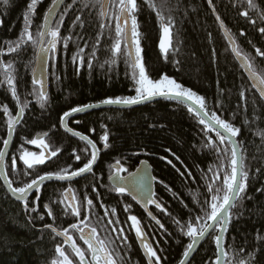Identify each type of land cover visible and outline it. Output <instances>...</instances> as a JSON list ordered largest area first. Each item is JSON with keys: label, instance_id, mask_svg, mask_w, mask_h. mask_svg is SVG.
<instances>
[{"label": "trees", "instance_id": "obj_1", "mask_svg": "<svg viewBox=\"0 0 264 264\" xmlns=\"http://www.w3.org/2000/svg\"><path fill=\"white\" fill-rule=\"evenodd\" d=\"M30 2L8 0L5 4L0 0V61L14 62L16 76L15 96L6 83L0 84V150L8 137L9 121L16 119L20 109H24L21 122L15 126L14 141L5 161L13 187L23 186L49 172L65 169L71 172L82 167L90 159L92 148L63 129V113L73 107L99 104L108 97L135 96L137 86L133 75H138V68L133 69L128 53L115 54L112 51L116 40L114 7L110 6L105 22L113 17L111 34L106 29L103 35H99V24L104 23L100 5L92 7L94 0H76L77 10L68 12L60 29L63 37L71 35V39L67 41V47L64 41L58 43L56 58L49 61L47 100L41 101L39 86L32 83L37 46L29 43L19 55L7 52L8 45L20 38ZM71 3L72 0L65 2L56 22ZM86 3L90 5L87 8L84 7ZM251 3L252 6L248 0H212L211 4L208 0H137L138 39L148 75L156 80L167 74L184 88L204 97L209 114L216 112L241 130L236 139L241 145L248 182L245 192L229 212L230 222L224 243L227 264H240L241 260L245 264H264V100L245 75L223 32L224 28L230 34L240 54L252 64V70L264 75V56L256 53V49L264 51V33L259 31L264 27V0H251ZM51 6L52 0H38L31 15L30 31L34 37ZM244 12L248 13L247 17L241 15ZM81 14L85 26L73 29L75 17ZM160 17L171 24V47L167 54L159 47ZM98 37L96 57L92 58V46ZM80 48H84L83 66H79V59L73 62ZM89 59H92L91 68L88 67ZM111 59H115L114 65L106 63ZM3 79L0 71V80ZM241 90H246V104L240 98ZM41 103L44 107L40 106ZM68 124L98 146L97 165L93 173L75 181L44 183L27 200V207L25 202L11 197L0 178V264H52L59 260L55 248L62 241L43 226L51 224L57 230H63L77 222L70 210H65L63 194L69 187L74 190L82 210L85 195L93 200L95 210L90 215V225L98 227L101 238L110 239L118 234L109 236L108 231H100L107 220L120 221L116 227L124 228L128 240L127 246L121 244L118 250L126 264H148L130 228L129 215L137 216L161 258L160 264H180L183 252L191 242L180 226L193 216H203L201 208L206 198V183L211 182L213 175L208 172L210 167L220 171L219 186L222 187L224 171H230V148L217 158L214 150L205 147L209 141L218 143L215 132L203 131L205 126L199 123V116L188 105L169 99L130 109L92 111L70 119ZM105 133L108 134V148L103 151L101 138ZM42 134L47 135L43 144L50 151H57V156L28 169L19 159L21 150L39 156L41 141L35 145L28 141ZM226 147L220 145L222 150ZM77 155L81 157L79 161L75 158ZM13 157L16 159L15 168L12 167ZM116 160L128 169L122 175L133 172L142 161H148L152 166L156 180L154 199L161 204L160 209L151 208L155 222L127 195L120 196L112 190L109 166ZM169 160L172 164L168 163ZM205 173L209 178L207 181ZM126 204L131 205L128 212L124 211ZM45 205L51 210V217L47 215ZM105 209L108 216H105ZM112 209H115L114 215ZM41 216L44 217L42 220ZM98 217L103 218L100 225ZM216 234L215 231L211 233L189 264H215ZM75 238L79 241L77 236ZM67 254L71 256L69 250Z\"/></svg>", "mask_w": 264, "mask_h": 264}, {"label": "snow or ice", "instance_id": "obj_2", "mask_svg": "<svg viewBox=\"0 0 264 264\" xmlns=\"http://www.w3.org/2000/svg\"><path fill=\"white\" fill-rule=\"evenodd\" d=\"M5 4L8 3V0H3ZM209 4L212 3V0H208ZM38 0H31L28 4V12L25 14V27L23 28L20 38L8 45L7 52L8 54L17 53L20 54L21 50L24 49L25 45L29 43L33 46H37L36 49V62L41 65L42 71L40 76H36L35 70H33V85L39 86V99L41 101L47 100V92L44 87L46 81L47 68L49 65L50 59H54L55 54L57 53V45L61 41H64L65 47H67V41L71 39L69 37H63L61 34V27L64 23V17L68 15L69 11L77 10L75 9L76 0H72L71 4H68L64 11L60 14L59 20L56 22L55 26L52 23V17L55 14L56 10L60 7L64 0H52V6L47 9L44 18L43 24L38 28L36 37L33 36V33L30 31L31 28V15L36 9ZM116 9L114 14L115 20V36L116 40L112 51L114 53H119L121 50V39L128 40L131 39V44L135 45V59L132 60L133 69L138 68V75L134 74L133 79L135 80V96L131 97H108L105 98L101 103L106 105H135L148 100H152L156 97H164L169 100L177 102H190L191 105H195L194 110L199 116V123L204 125L203 131L215 132L216 137L218 138V143H213L209 141L205 144V147H208L211 150H214L217 158L220 157L221 152H227L230 148V171H224L222 179V187L219 186L221 180L220 171H214L212 167L208 169V172L212 173L211 182L206 183V192L205 200L203 201V206L201 208L203 216L196 215L193 216L185 225L180 226L179 222L176 223L181 228V232L191 239V242L187 244L186 249L183 252L184 260H181V264H186V260L193 251L194 247L202 241L210 231H215L217 234L214 237L216 259L215 264H227V253L225 252L224 243H225V234L227 232V226L230 222L229 210L236 200L245 192L248 182V172L245 170L243 163V156L241 151V145L236 137L240 134V128L235 127L232 123L222 119L216 112H209L206 110V103L204 97L198 95L190 89L184 88V86L178 83L175 79L170 78L167 74H164L161 78L153 80L147 73L144 63L141 60V47L140 40L138 39L139 33L138 22H137V12L139 6L137 0H94L91 4L92 7H95L96 4L100 5L101 11L100 15L103 17H108V8L109 4ZM249 6H252L251 0H248ZM90 5L86 3L85 8ZM82 13V9L80 10ZM91 15V13L89 14ZM242 16L247 17L248 13H241ZM113 17L108 18V23H100L99 35H103L104 31L107 29L109 34H111V20ZM219 20V17H217ZM264 19V18H262ZM162 24V34L159 42V47L163 53L167 54L169 47H171V24L165 23L164 18L160 17ZM85 20L81 15H77L73 21V29L75 27L83 28L85 26ZM255 23V21H252ZM261 33H264V27L259 29ZM130 33V36H129ZM99 43V37L96 40V43L92 46L91 57H96V44ZM88 45L86 44L85 47ZM131 45H129L130 47ZM236 56H240V51L236 48L233 49ZM258 56H264V51L256 49ZM130 55V53H129ZM79 59V66L84 65V48H80L77 55L73 57V62L76 63ZM127 62V61H126ZM242 62L244 67L248 68V76L253 81V87H255L260 96L264 98V75H257L255 71L252 70V64L249 62L247 57H242ZM112 65L115 64V59L106 61ZM88 67H92V59L88 60ZM103 67V65H101ZM54 68V64H53ZM0 71L3 73V80H0V84H7L9 88L12 89V93L16 95V76L14 74V62L9 61L4 63L0 61ZM55 79L59 77L55 76ZM246 90H241L239 95L244 103H247V98L245 96ZM41 107H44V104L41 103ZM98 107L96 104H87L82 106L73 107L70 110L63 113L61 116V122L65 118L71 117L76 113L85 112L89 109ZM23 108L20 109V113L17 118L10 120L8 124L9 136L12 135L14 131V126L19 123V120L23 113ZM5 112H8V109L5 108ZM76 135H79L76 133ZM82 140L87 141L91 146L92 152L90 159L83 164L82 167L68 172L66 169L61 170L60 172H49L44 175H39L37 178L32 179L30 182L24 184L20 187H12V182L9 181V187L13 194L17 196V199L25 201V207H27V197L30 192L39 191L41 185L45 181H71L75 177L82 176L84 174L93 173V167L97 161V152L99 149L96 148V145L93 141L89 140L87 136H81ZM104 146L107 147L108 134L105 133L102 138ZM33 145L37 144V140L33 139L28 141ZM9 140L5 139L3 145L7 148ZM42 147L47 151V145ZM220 145H227L225 149H221ZM22 151L19 159L23 161V164L27 166L28 169H32L35 165L44 164L45 160L50 157L57 156V151H50L45 155V151H42L39 156L27 151ZM7 153L0 150V163L5 160ZM76 160L79 161L81 157L77 155ZM178 159V158H177ZM169 164H172V161H168ZM16 159L13 157L12 167L15 168ZM110 176L109 179L112 181V190L115 193H118L120 196L124 194H129L134 200L138 202H143L146 206L155 204L156 208L160 209L161 204L157 202L153 197L154 193L152 190V183L155 181V177H151L147 174L146 170L142 172L141 169H137L136 173H129V176L132 177L129 180L128 176H122L121 173L128 172V169L123 166L120 160H116L114 164L110 166ZM223 166L221 165V169ZM2 171V169H0ZM206 181L209 179L207 173L204 174ZM167 187V186H165ZM93 191H96L95 186H93ZM73 190L69 187L66 190V199L68 203L65 205V210L68 208L71 209V214L77 218L76 223H72L69 227L75 232L79 233V239L87 245L86 249H82L77 241L73 239V235L70 234L69 228H64L63 231H56L51 224L44 225V228H50L57 236H63V244L67 245L71 250V256L66 254L63 245L57 244L55 252L62 259L54 260L52 264H126L123 257L121 256L120 251L118 250L121 247V244L127 246L128 237L124 235V228H117L116 225H119L120 221L117 219L115 221L109 219L106 224H103L100 227V231H108L109 236L112 233H118L116 236L109 238H101L100 233L98 232L97 226L90 225V215L94 214L95 206L93 200L88 198L87 195L84 197L83 210L82 206L77 202V198L72 194ZM221 192L223 193L221 195ZM38 199V197H37ZM61 203H64L61 201ZM101 207H104L101 204ZM45 208H48L45 205ZM131 208V205H124V211L128 212ZM33 211H36V208H33ZM112 214H115V209H112ZM48 216H52V212L49 209L47 212ZM83 215V219L80 217ZM109 212L105 209V216H108ZM151 215V213H149ZM44 217L41 216L42 220ZM103 218L98 217V225L101 224ZM127 220L131 221L130 228L135 230L136 238L139 240L140 245L143 248L145 256L147 258L148 264H160V256L157 255V252L152 248L151 244L147 242L146 234L142 227H140V221L136 215H129ZM31 223V217L29 218ZM159 223V221H157ZM112 227L109 229L108 226ZM163 227V225H160ZM184 228L187 231H184ZM119 242V243H118ZM242 251V249H241ZM78 258V259H76ZM240 264H245L243 260L240 261Z\"/></svg>", "mask_w": 264, "mask_h": 264}, {"label": "water", "instance_id": "obj_3", "mask_svg": "<svg viewBox=\"0 0 264 264\" xmlns=\"http://www.w3.org/2000/svg\"><path fill=\"white\" fill-rule=\"evenodd\" d=\"M67 0H64V3H62L61 5H60V7L56 10V12H55V14L53 15V17H52V23L54 24V22H55V20L57 19V17H58V15H59V13H60V11H61V9H62V7L64 6V4H65V2H66ZM109 6H110V4H109ZM108 11H109V8H108ZM104 19H106V17H104ZM223 32H224V34H225V36H226V38H227V40H228V42L230 43V45H231V49H232V51H233V54H234V56H235V58L237 59V61H238V63L241 65V67L243 68V71H244V73H245V75L247 76V78L249 79V81H250V83L253 85V81L249 78V76H248V68H246V67H244V65H243V62H242V57H244L243 55H240V56H236L235 55V52H234V48H236L237 49V46H236V43L234 42V40H233V38L230 36V34L223 28ZM129 36H130V33H129ZM128 45H131L130 47H129V49H130V55H131V58H132V60H134L135 59V49H134V46H133V44H131V39L129 38L128 40ZM57 49H58V45H57ZM57 54V53H56ZM55 54V55H56ZM35 73H36V76H40L41 75V71H42V67H41V65H39V64H37V62H36V64H35ZM258 75V74H257ZM34 78V77H33ZM44 87H45V89H46V92H48V79H47V74H46V81H45V85H44ZM254 89L257 91V93L259 94V92H258V90L254 87ZM260 95V94H259ZM261 97V96H260ZM262 98V97H261ZM163 99H167V98H164V97H156V98H154V99H152V100H148V101H145V102H142V103H139V104H135V105H106V104H103V103H99V104H96V105H98V107H95V108H92V109H89V110H87V111H85V112H81V113H76V114H74L73 116H71V117H68V118H65L64 120H63V122H62V127H63V129L68 133V134H70V135H72L73 137H75V138H77V139H79V140H81V141H83V142H85L86 144H88L87 143V141H85V140H82L81 139V136H85V135H83V134H81V133H79V132H77V131H74L73 129H71L70 127H69V124H68V122H69V120L70 119H72V118H74V117H77V116H82V115H85V114H87V113H89V112H92V111H98V110H102V109H106V108H115V109H130V108H135V107H138V106H142V105H145V104H148V103H152V102H155V101H158V100H163ZM263 100H264V98H262ZM183 103H185L186 105H188L190 108H192V109H195V105H191L190 104V102H183ZM19 113H20V111H19ZM21 120H22V116H21V118H20V120H19V123L21 122ZM19 123H17L16 125H18ZM15 125V126H16ZM15 126H14V130H15ZM76 133H78L79 135H76ZM47 137V135H45V134H42V135H38L35 139L37 140V142H40V141H43L45 138ZM7 139L9 140V144H8V146H7V148H3V150L2 151H4V152H6L7 153V155H6V157H5V160L2 162V163H0V169H2V171H0V178H1V180L3 181V183H4V185L6 186V188H7V190H8V192H9V194L11 195V197L14 199V200H16V201H18V202H25V201H22V200H19V199H17V196L15 195V194H13L12 193V191H11V188L9 187V178H8V176H7V173H6V168H5V161H6V158H7V156H8V154H9V152H10V149H11V147H12V144H13V141H14V131H13V133H12V135L11 136H9V134H8V137H7ZM88 139L89 140H91L89 137H88ZM92 141V140H91ZM103 144H104V142H103ZM43 145H46V144H43ZM89 145V144H88ZM96 145V144H95ZM90 146V145H89ZM91 147V146H90ZM96 148L97 149H99L98 148V146L96 145ZM107 148L108 147H105L104 146V148H103V151H106L107 150ZM41 151H45V149H44V147H42L41 148ZM48 152H50V149H49V147L47 146V151H45V155L47 156V153ZM52 157H50V158H48V159H46L45 161H48V160H50ZM98 159H99V151L97 152V161H96V163H95V165H94V167H93V170H94V168L96 167V165H97V162H98ZM137 169H141L142 170V172L144 171V170H146V172H147V174L149 175V176H151V177H154V175H153V168H152V166L150 165V163L148 162V161H142L140 164H139V166L133 171V172H131V173H136L137 172ZM87 174H84V175H82V176H78V177H75L73 180H71V181H75V180H77V179H79V178H82V177H84V176H86ZM121 175H122V173H121ZM122 176H124V175H122ZM125 176H128L129 177V180H131L132 179V177L131 176H129V174H127V175H125ZM53 181H57V180H52V181H45L44 183H48V182H53ZM71 181H64V182H71ZM109 182H110V184L112 185V181L109 179ZM155 183H156V180L152 183V190H153V193H154V197H155ZM42 186V185H41ZM13 187V186H12ZM41 188V187H40ZM36 191H34V192H30L29 193V195H28V197L26 198L27 200L30 198V196L33 194V193H35ZM72 194L74 195V193L72 192ZM125 195H127L135 204H137L149 217H150V219L152 220V221H156V219H155V217H154V215L152 214V212L150 211V208L151 207H154L155 206V204H152V205H145L143 202H138L137 200H134L133 198H132V196L131 195H129V194H125ZM64 199H65V201H66V204L68 203V199H66V191L64 192ZM153 197V198H154ZM234 205V204H233ZM233 205H232V207H233ZM231 207V208H232ZM231 208H230V210H231ZM230 210H229V212H230ZM149 213H151V215H149ZM160 225V224H159ZM140 227H141V225H140ZM228 227V226H227ZM47 229H49V230H51L52 231V229H50V228H47ZM56 231H58V230H56ZM213 231H210V233L202 240V241H200L195 247H194V249H193V251L191 252V254L189 255V257L187 258V260H186V264H189V262L192 260V258L194 257V255L196 254V252L199 250V248L201 247V245L209 238V236L211 235V233H212ZM54 234H55V232H54ZM56 235V234H55ZM57 236V235H56ZM58 238H60L62 241H64V237L63 236H57ZM147 237V236H146ZM138 240V239H137ZM83 242V241H82ZM147 242L149 243V244H151V242H150V240L148 239V237H147ZM138 243H139V245H140V242H139V240H138ZM87 246V245H86ZM151 246H152V244H151ZM65 247H68L67 245H64V248ZM140 247H141V249H142V252H143V254H144V257L146 258V256H145V253H144V251H143V248H142V246L140 245ZM152 248H153V246H152ZM185 258H183V260H184ZM146 260H147V258H146ZM181 264V263H180Z\"/></svg>", "mask_w": 264, "mask_h": 264}, {"label": "flooded vegetation", "instance_id": "obj_4", "mask_svg": "<svg viewBox=\"0 0 264 264\" xmlns=\"http://www.w3.org/2000/svg\"><path fill=\"white\" fill-rule=\"evenodd\" d=\"M110 6H111V3H110ZM110 6H109V11H108V15H109V13H110ZM116 11V9L114 8V12ZM106 20H107V17H106V19H104V23L106 22ZM55 22H56V20H55ZM54 22V23H55ZM114 25H115V20H114ZM53 26H54V24H53ZM133 46H134V49H135V45L133 44ZM121 52H127L128 53V55H129V53H130V49H129V45H128V41L127 40H124V39H121V50H120V52L119 53H121ZM115 54H118V53H115ZM129 57H130V59H131V61H132V58H131V55H129ZM54 58H56V55L54 56ZM104 145V144H103ZM125 176V175H124ZM71 188V187H70ZM68 189V188H67ZM66 189V190H67ZM72 189V188H71ZM65 190V191H66ZM73 190V189H72ZM73 193H74V190H73ZM64 195V194H63ZM74 195H75V193H74ZM125 195V194H124ZM31 197V196H30ZM30 199V198H29ZM63 199H64V196H63ZM64 202L66 203V201H65V199H64ZM135 205H137V204H135ZM138 206V205H137ZM139 207V206H138ZM140 208V207H139ZM151 208H153V207H151ZM151 208H150V211H151ZM48 210H49V207L47 208ZM69 210H70V212H71V209L70 208H68ZM141 209V208H140ZM142 210V209H141ZM143 211V210H142ZM144 212V211H143ZM145 213V212H144ZM149 217V216H148ZM150 218V217H149ZM80 219H81V217H80ZM130 222V224H131V221H129ZM141 225V224H140ZM142 228H143V226H141ZM54 228V227H53ZM69 228V232H70V234H72L73 235V239H75L76 240V236H77V238L79 239V233L78 232H75L74 230H72L70 227H68ZM56 229V228H55ZM57 230V229H56ZM133 230V233H134V236H135V239H136V242H137V244H138V246H139V248L141 249V247H140V245H139V243H138V240H137V238H136V235H135V230L134 229H132ZM143 230H144V228H143ZM58 231H63V230H58ZM53 232V231H52ZM54 233V232H53ZM144 233H145V230H144ZM114 234H117V233H114ZM146 234V233H145ZM147 236V235H146ZM148 237V236H147ZM60 239V238H59ZM149 239V238H148ZM61 240V239H60ZM150 240V239H149ZM62 241V240H61ZM77 241V240H76ZM151 242V241H150ZM77 243H78V245L82 248V249H86L87 248V246L79 239V241H77ZM151 244H152V242H151ZM61 245H63V247H64V244H63V241H62V244ZM152 246H153V244H152ZM65 249V252H66V254H67V250H69L70 252H71V250L68 248V247H65L64 248ZM141 251H142V249H141ZM142 254H143V252H142ZM144 255V254H143ZM59 259H62V258H60L59 257ZM76 259H78V258H76Z\"/></svg>", "mask_w": 264, "mask_h": 264}, {"label": "rangeland", "instance_id": "obj_5", "mask_svg": "<svg viewBox=\"0 0 264 264\" xmlns=\"http://www.w3.org/2000/svg\"><path fill=\"white\" fill-rule=\"evenodd\" d=\"M141 60H142V58H141Z\"/></svg>", "mask_w": 264, "mask_h": 264}]
</instances>
